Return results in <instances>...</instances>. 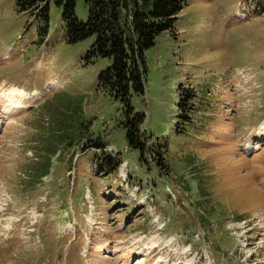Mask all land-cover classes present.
I'll return each instance as SVG.
<instances>
[{
	"label": "rangeland",
	"instance_id": "obj_1",
	"mask_svg": "<svg viewBox=\"0 0 264 264\" xmlns=\"http://www.w3.org/2000/svg\"><path fill=\"white\" fill-rule=\"evenodd\" d=\"M185 1L131 97L141 158L99 86L110 61L87 58L94 38L68 43L53 1L42 38L39 17L0 0V264H264V0ZM11 87L26 94L6 108ZM41 122L63 140L35 183Z\"/></svg>",
	"mask_w": 264,
	"mask_h": 264
},
{
	"label": "trees",
	"instance_id": "obj_2",
	"mask_svg": "<svg viewBox=\"0 0 264 264\" xmlns=\"http://www.w3.org/2000/svg\"><path fill=\"white\" fill-rule=\"evenodd\" d=\"M49 1H53L62 11L68 43L93 37L87 58L101 57L110 61V65L99 75V86L125 106L126 139L130 147L140 150L142 158L144 139L141 124L146 116L134 110L131 97L145 94V52L154 44L159 34L172 29L186 1L85 0L88 19L83 22L75 15L77 0H16L20 12H29L43 21L42 38L48 33ZM190 96L179 103L180 109L186 114V117L183 114L179 117L183 120L182 124L192 126L189 113L196 114V104L193 101L196 95L191 93ZM61 120L62 117L58 121ZM61 123L59 128H62ZM39 129L43 132L40 138L42 141L34 142L38 154L33 158L39 163L35 162V167L28 165L24 171L35 183L41 182L50 173L55 147L63 140L54 136L55 130L49 127V123L46 125L41 122ZM189 130L188 133L191 134L194 127Z\"/></svg>",
	"mask_w": 264,
	"mask_h": 264
},
{
	"label": "bare ground",
	"instance_id": "obj_3",
	"mask_svg": "<svg viewBox=\"0 0 264 264\" xmlns=\"http://www.w3.org/2000/svg\"><path fill=\"white\" fill-rule=\"evenodd\" d=\"M26 94L22 89L11 87L9 89V94L6 98L5 107L9 108L11 106L13 107H19L22 104L21 97ZM250 148V147H249ZM248 149V148H247Z\"/></svg>",
	"mask_w": 264,
	"mask_h": 264
}]
</instances>
